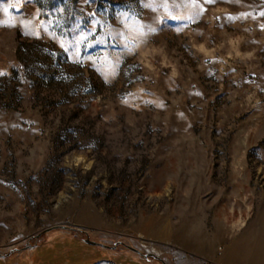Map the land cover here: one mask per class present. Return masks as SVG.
Instances as JSON below:
<instances>
[{"label":"rangeland","instance_id":"374dc122","mask_svg":"<svg viewBox=\"0 0 264 264\" xmlns=\"http://www.w3.org/2000/svg\"><path fill=\"white\" fill-rule=\"evenodd\" d=\"M0 264H264V0H0Z\"/></svg>","mask_w":264,"mask_h":264},{"label":"bare ground","instance_id":"6f19581e","mask_svg":"<svg viewBox=\"0 0 264 264\" xmlns=\"http://www.w3.org/2000/svg\"><path fill=\"white\" fill-rule=\"evenodd\" d=\"M259 241V240H258ZM243 245V244H242ZM249 245V244H248ZM251 246V245H250ZM237 247V246H236ZM236 247H232V248H230V249H228L226 252H225V256H230L231 258H233V257H236L237 256V249H236ZM259 247V246H258ZM258 249H262V248H258ZM257 249V251H254L255 253V255H260L259 253H260V251ZM239 250V249H238ZM254 250V249H253ZM256 250V249H255ZM261 253H262V251H261ZM246 254V253H245ZM241 255H244V253L242 254L241 253ZM254 257V256H253Z\"/></svg>","mask_w":264,"mask_h":264}]
</instances>
